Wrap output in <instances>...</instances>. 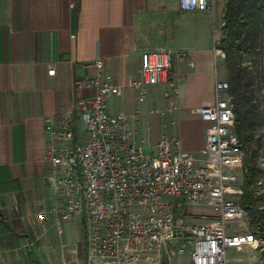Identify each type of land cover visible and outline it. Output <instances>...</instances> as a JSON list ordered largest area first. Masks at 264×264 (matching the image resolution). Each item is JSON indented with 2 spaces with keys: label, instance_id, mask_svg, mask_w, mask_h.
<instances>
[{
  "label": "built area",
  "instance_id": "2783aa9c",
  "mask_svg": "<svg viewBox=\"0 0 264 264\" xmlns=\"http://www.w3.org/2000/svg\"><path fill=\"white\" fill-rule=\"evenodd\" d=\"M213 1L177 0L178 9L185 13L208 11ZM213 43L215 63L223 51L216 40ZM184 58L181 49L147 51L127 86L139 99L153 86H164L163 96L175 97L182 74L174 72L173 62ZM84 66L94 68V73L76 79L74 87L86 94L44 126V160L51 171L43 179L61 202L53 218L55 227L78 216L86 218L87 263L160 264L162 248L178 240L190 246L189 264H228L229 248L264 250L256 222L251 230L233 232L245 229L251 217L227 196L241 192L235 186V171L242 167L243 150L228 83L218 77L215 66L212 103L193 109L207 123L200 156L182 153L178 139L166 133L150 145L135 128L139 112L109 111L115 87L103 60L95 57ZM173 72L175 78L170 76ZM48 74H54L53 67ZM149 112L165 114L154 107ZM254 193L263 199L257 210L264 218V174ZM186 207L213 208L215 220L190 225L184 220ZM37 216L43 220L46 211ZM249 264H264V257L252 258Z\"/></svg>",
  "mask_w": 264,
  "mask_h": 264
},
{
  "label": "crops",
  "instance_id": "0c3cea01",
  "mask_svg": "<svg viewBox=\"0 0 264 264\" xmlns=\"http://www.w3.org/2000/svg\"><path fill=\"white\" fill-rule=\"evenodd\" d=\"M224 2L185 13L177 0H0V218L10 230L42 225L41 234H59L53 218L61 202L43 179L51 171L44 126L86 94L74 81L93 75L84 64L95 57L115 87L108 102L112 114L139 112L135 128L150 145L167 129L182 153L202 154L207 123L193 109L213 101L212 39L223 24ZM163 44L185 52L173 62L182 79L166 121L146 109L167 103L159 86L143 99L127 86L145 53ZM42 210L46 216L39 220Z\"/></svg>",
  "mask_w": 264,
  "mask_h": 264
},
{
  "label": "rangeland",
  "instance_id": "374dc122",
  "mask_svg": "<svg viewBox=\"0 0 264 264\" xmlns=\"http://www.w3.org/2000/svg\"><path fill=\"white\" fill-rule=\"evenodd\" d=\"M260 8H262V10H260ZM246 12L247 25L243 28L241 34L245 42L241 56V92L246 90L247 96L251 99L253 107L251 112V121L253 123L252 136L254 139L253 145H255L254 147H256L258 151L256 159L252 163L257 170L253 183V187L255 188L258 180L264 174V0H249L246 4ZM187 18L191 21H199L196 15H188ZM213 40H216L217 43L215 44L218 47L220 33L212 39V47L214 46ZM159 47L172 48L169 44H163ZM214 64L218 77L227 81L224 52L223 56H218ZM224 69L225 72L220 74ZM170 76L175 78V73L173 72ZM159 87V92L164 98L163 102L167 103H164L163 106L148 104L146 109L154 107L157 110L164 111V115H157L166 121L172 116V113H168L170 112L169 108H171V99L163 96V92L166 90L165 87ZM149 91L150 90H148L146 97H148ZM163 130L167 134V129ZM159 135L160 133L154 138V143ZM242 150L243 164L240 169L235 171L237 176L235 186L239 188L241 192L227 195L228 198L238 203H241L242 185L244 176L247 172L245 161H250V147L242 146ZM183 213L184 220L190 225L198 224L203 221H213L216 215V211L213 208L202 207H186ZM201 216H205V219ZM255 221V218L246 220L245 229H234L233 232L241 233L251 230ZM40 224L43 223L41 222ZM87 226L88 223L86 218L78 216V219L70 221L69 223H62L56 228L61 236L56 234L54 238H50L46 234H41L44 231L42 225L24 227L14 232L10 230L11 226L4 223L2 218H0V264H70L76 260H78V264H88L85 255ZM75 236H78V238ZM184 244L185 246H183ZM170 251H174L175 254L173 256L168 255ZM189 251L190 246L185 243V240H178L172 245L167 243L162 248L160 264H189ZM258 256L264 257V250L258 251L249 247L229 248L228 264H249L250 259Z\"/></svg>",
  "mask_w": 264,
  "mask_h": 264
},
{
  "label": "trees",
  "instance_id": "16d2710c",
  "mask_svg": "<svg viewBox=\"0 0 264 264\" xmlns=\"http://www.w3.org/2000/svg\"><path fill=\"white\" fill-rule=\"evenodd\" d=\"M249 0H225L223 10V24L220 28V40L218 47L224 52V62L227 71V81L231 102L233 104L235 119L234 127L239 137L241 146L250 147V161H245L247 172L242 185L241 205L251 218H256L255 222L259 228L261 236L264 238V218L257 207L263 202L261 197L254 193V178L257 173L252 164L257 156V149L253 145L252 136L251 99L247 96L246 90L241 85V56L245 42L242 39V30L247 25L246 4ZM262 10V8H260Z\"/></svg>",
  "mask_w": 264,
  "mask_h": 264
}]
</instances>
